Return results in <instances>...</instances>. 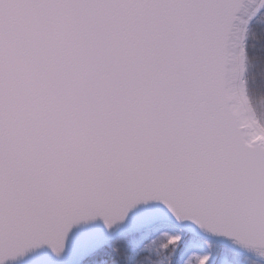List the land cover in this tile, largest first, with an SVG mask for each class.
Listing matches in <instances>:
<instances>
[{"label": "snow or ice", "instance_id": "1", "mask_svg": "<svg viewBox=\"0 0 264 264\" xmlns=\"http://www.w3.org/2000/svg\"><path fill=\"white\" fill-rule=\"evenodd\" d=\"M0 264H264V0H0Z\"/></svg>", "mask_w": 264, "mask_h": 264}]
</instances>
